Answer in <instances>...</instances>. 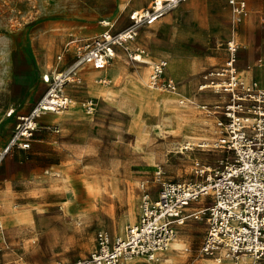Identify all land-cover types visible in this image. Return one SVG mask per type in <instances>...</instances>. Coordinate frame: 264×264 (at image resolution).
<instances>
[{"label": "rangeland", "instance_id": "374dc122", "mask_svg": "<svg viewBox=\"0 0 264 264\" xmlns=\"http://www.w3.org/2000/svg\"><path fill=\"white\" fill-rule=\"evenodd\" d=\"M84 1L0 0V147L12 136L18 114L29 111L46 88L40 73L59 50L48 38L57 15ZM190 1L157 22L139 25L135 39L117 46L106 69H90L82 83L68 86L78 103L66 109L74 114L57 124L60 132L42 127L31 149L7 155L0 166V192L8 190L19 210L8 219L0 216V264H76L98 245L100 231L115 239L138 219L143 182L156 197L163 181L195 180L198 164L220 165L225 153L214 146L215 118L199 106L220 97L199 85L208 67L226 60L232 40L238 43L241 79H249L251 69V79L264 80V0H246L241 21L229 0H197L198 16ZM93 6L89 20L103 29L101 11L115 21L121 2L93 0ZM247 21L248 34L241 38ZM121 22L113 30L131 24ZM140 49L149 61L132 58ZM161 57L169 59L164 77L179 82L177 92L150 86L152 66L148 82L135 77L136 70H149L150 61ZM89 71L96 73L89 77ZM187 140L210 145L182 152ZM54 170L62 173L57 181L51 180ZM178 233L160 261L136 258L129 264L210 262L200 251L203 220H188Z\"/></svg>", "mask_w": 264, "mask_h": 264}, {"label": "built area", "instance_id": "2783aa9c", "mask_svg": "<svg viewBox=\"0 0 264 264\" xmlns=\"http://www.w3.org/2000/svg\"><path fill=\"white\" fill-rule=\"evenodd\" d=\"M183 1L152 0L149 7L132 11L131 24L122 30L113 31L110 21L103 19L109 28L99 34L66 41L55 63L41 75L45 91L29 111L18 115L12 136L0 147V166L15 149H31L42 127L60 132L59 125L41 126V114L65 111L72 103L68 86L82 83L87 68L108 67L117 56V46L135 39L139 25L156 22ZM229 1L235 19L241 21L247 1ZM226 51L223 64L208 67L199 85V90L209 89L220 97L199 105L215 118L214 146L225 153L220 165L198 164L195 180L163 181L156 197L143 182L138 219L115 239L100 231L98 245L76 264H129L136 258L160 261L190 219L206 224L203 255L219 264H264V80L241 79L235 40L228 42ZM143 53L145 49H140L132 58L139 61ZM168 65L166 57L152 65V88L178 90L174 77H164Z\"/></svg>", "mask_w": 264, "mask_h": 264}, {"label": "crops", "instance_id": "0c3cea01", "mask_svg": "<svg viewBox=\"0 0 264 264\" xmlns=\"http://www.w3.org/2000/svg\"><path fill=\"white\" fill-rule=\"evenodd\" d=\"M119 1L121 2V7H120V11H119L115 21H113L111 15L109 13H104V11H101L102 13L99 15L101 17L99 19V23L104 27L103 29H101V27L99 25H94L93 22H91L89 20V19L93 18V14H94V11H93L94 10V8H93L94 7L93 6V0H85L84 2H81L79 5L76 4V5L72 6V7L70 6V8L68 10H64V13L62 12V14H58L57 15V26L53 27V31L48 36L50 41H54V42L57 43V47H58L57 49H59V50L57 51L56 54H58L61 51V49H62L63 45L66 43V41H68L72 37L93 36V35L99 34L103 30L109 28V26L105 25L102 22L103 19H106V20L110 21L111 28L113 30L116 21H119L120 18H122V22L121 23L124 26L128 21L131 22L130 13L133 10L143 9V8L149 7L152 4V0H139V1L138 0H119ZM186 1H188V0H186ZM186 1H183L181 3H184ZM180 4L178 6H180ZM188 5L191 6V7H196L195 16H198L199 15V10L198 9H199V6H200L199 2L197 0H191L188 3ZM176 8H174V9H176ZM170 12L165 14L163 17L168 15ZM163 17H161L159 20L163 19ZM159 20H157V21H159ZM248 27H249V23L247 21L244 24V28L246 29L245 32L242 33V34L239 33V36L241 38H243L244 35L248 34V30H249ZM124 28L125 27H123V28H121L119 30H122ZM119 30H117V31H119ZM113 31H115V30H113ZM234 31H236V30H234ZM239 36H238V42L241 43ZM250 36H249V38H250ZM245 47L246 48H250V42L247 45H245ZM151 62L152 61H150L149 72H150V69H151ZM53 63H55V58H54V61L52 62V64ZM52 64L51 65H47L41 71L40 76L42 75V73L46 69L51 67ZM146 67H148V66H146ZM90 69H94V68H92V67L87 68V70L84 72V77L87 75L86 72L88 70H90ZM96 70H102V69H96ZM88 73H89L88 76L91 77V76H93L96 73V71H89ZM253 74H254V72H252V75H250V78L248 80H250L253 77ZM244 79H247V77L245 76ZM41 80H42V77H41ZM42 82H43V80H42ZM106 100L109 101V99H107V98H106ZM26 112H23V113H26ZM20 114H22V113H20ZM73 114H74L73 112L66 113V110L64 112H62V113L49 112V113L44 114L41 118L39 117L38 119H41V121H43V122H45L47 124H50V125L51 124L52 125H57L60 121H62L63 118H65V117H67L69 115H73ZM6 142L3 145H5ZM19 150H22V149H19ZM57 173L59 175L62 174L61 172H57L56 170L51 172V180L57 181ZM54 176H56V177H54ZM67 209L70 212L71 210H74L75 208H74V206L69 205L67 207ZM18 210L19 209L15 208V206L11 203L10 196H9V191L8 190L1 191L0 192V216L5 218V219H8L9 217H12V216L14 217V212L13 211H18ZM70 213L73 214L74 212H70ZM65 214H67V213H65ZM25 216L27 217L28 213ZM86 217H91V216H86ZM0 226H2V223H0ZM1 249H2V247L0 246V250ZM132 261H130L129 263H131Z\"/></svg>", "mask_w": 264, "mask_h": 264}, {"label": "bare ground", "instance_id": "6f19581e", "mask_svg": "<svg viewBox=\"0 0 264 264\" xmlns=\"http://www.w3.org/2000/svg\"><path fill=\"white\" fill-rule=\"evenodd\" d=\"M170 12V11H169ZM236 32V31H235ZM46 42V41H45ZM43 44H45V43H43ZM115 54L117 55V52H115ZM139 61L140 62H146V61H149L146 57H144L143 55H139ZM152 63V62H151ZM260 65H262V64H260ZM259 65V66H260ZM152 66V65H151ZM194 66V65H193ZM192 66V67H193ZM142 67V66H141ZM140 67V68H141ZM249 69V68H248ZM137 72H136V79H137V81L138 82H141V83H144V82H148L147 81V77H148V75H149V70H148V67H144L143 69H141L139 72H138V70H136ZM252 72H253V70H251V69H249V73H250V75H252ZM102 81H104V82H107V81H109V79H106V78H102L101 79ZM248 80V79H247ZM251 80V79H250ZM157 89H161V88H157ZM173 92H177V91H173ZM201 92V91H200ZM189 99V98H188ZM76 103H78L77 102V100H75V99H73L72 98V103H71V105L72 104H76ZM49 112H53V111H46L45 113H43V114H41V116H40V118L44 115V114H46V113H49ZM64 112V111H63ZM54 113H58V112H54ZM206 129V128H205ZM213 131L215 130V128H213L212 129ZM196 133V132H195ZM205 135V133H202V135L201 136H204ZM197 137H199V136H197ZM195 145H199V146H209L210 144L209 143H207V142H204V143H200L199 144V141L198 140H187V141H185L184 143H183V146L181 147L182 148V152H184L185 151V149H187V150H189V149H195ZM203 150V149H202ZM186 152V151H185ZM192 152V151H191ZM193 153V152H192ZM195 153V152H194ZM186 155V154H185ZM185 158V157H184ZM199 158V157H198ZM198 162V161H197ZM196 169V168H195ZM161 171V170H160ZM164 174V173H163ZM61 175V174H60ZM58 173H57V177H61ZM160 176H161V174H160ZM54 177H56V176H54ZM60 181V180H59ZM59 183V182H58ZM57 183V184H58ZM60 186V185H59ZM97 190V189H96ZM97 194V193H96ZM178 233V232H177ZM177 233H176V235H175V238H174V240L176 239V236H177ZM179 234V233H178ZM181 234H183L182 232H181ZM180 240V239H179ZM182 240H183V238H182ZM177 241V240H176ZM175 242V241H174ZM164 257V256H163ZM208 259H210V262H208V264H219L215 259H213L212 257H209ZM206 264H207V262H206Z\"/></svg>", "mask_w": 264, "mask_h": 264}]
</instances>
